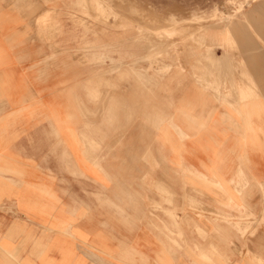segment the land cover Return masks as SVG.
I'll list each match as a JSON object with an SVG mask.
<instances>
[{"label": "crops", "instance_id": "obj_1", "mask_svg": "<svg viewBox=\"0 0 264 264\" xmlns=\"http://www.w3.org/2000/svg\"><path fill=\"white\" fill-rule=\"evenodd\" d=\"M55 7L0 0V264H264V1L233 22L244 49L199 63L174 127L136 122L131 82L109 141L101 80L44 36Z\"/></svg>", "mask_w": 264, "mask_h": 264}, {"label": "rangeland", "instance_id": "obj_2", "mask_svg": "<svg viewBox=\"0 0 264 264\" xmlns=\"http://www.w3.org/2000/svg\"><path fill=\"white\" fill-rule=\"evenodd\" d=\"M262 1L80 0V4L79 0H44L46 5L57 6L43 18L44 36L66 34L62 38L67 37L65 42L75 49V62L90 64L91 79L101 80L102 102L92 103L91 111L107 115L108 141L116 130L115 112L125 107L123 101L131 100L129 89H125L131 82L133 93L138 94L136 103L131 104L139 117L136 122L145 127L149 108L159 135H163L165 127H174L172 113L191 110L189 102L179 104V94L193 92L194 88L187 86H193L195 70L204 69L199 63L218 48L226 54L242 50L243 42L235 34L233 22L242 21ZM83 7L86 14L80 13ZM260 23L264 27V19ZM225 37L230 39L226 41ZM242 61L235 60V64L242 66ZM98 88L94 94L99 99ZM180 167L191 175L189 178L199 177L182 164ZM133 170V165L123 168L124 172Z\"/></svg>", "mask_w": 264, "mask_h": 264}, {"label": "bare ground", "instance_id": "obj_3", "mask_svg": "<svg viewBox=\"0 0 264 264\" xmlns=\"http://www.w3.org/2000/svg\"><path fill=\"white\" fill-rule=\"evenodd\" d=\"M84 1V0H83ZM88 1V0H87ZM79 2H80V0H79ZM80 4H81V2H80ZM81 8V7H80ZM85 7H83L82 8V10H80V13L81 14H86L87 13V8H86V10L84 9ZM53 9V8H52ZM116 14V13H115ZM208 15V14H207ZM218 16V15H217ZM45 18V17H44ZM202 18V17H201ZM122 24V23H121ZM123 25V24H122ZM125 25V24H124ZM120 26V25H119ZM122 27V26H121ZM174 28V27H173ZM174 31V30H173ZM230 38L229 37H225V40L226 41H228ZM225 42V41H224ZM238 45L239 46H242L240 43H238ZM242 49H243V47H242ZM226 59H228L227 57H226ZM229 61V60H228ZM205 62V61H204ZM243 62V61H242ZM206 63H208L207 61H206ZM231 64V63H230ZM245 66V65H244ZM211 67V66H210ZM207 68V67H206ZM232 68V67H231ZM248 71V70H247ZM232 72V71H231ZM247 76V75H246ZM234 78V77H233ZM235 80V79H234ZM217 84H220L219 82L217 83ZM232 89V88H231ZM226 91V90H225ZM241 97V96H240ZM234 100V99H233ZM166 171H167V169H166ZM247 226V225H246Z\"/></svg>", "mask_w": 264, "mask_h": 264}]
</instances>
